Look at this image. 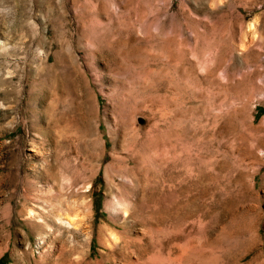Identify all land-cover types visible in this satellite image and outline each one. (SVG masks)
Masks as SVG:
<instances>
[{
	"label": "rangeland",
	"instance_id": "obj_1",
	"mask_svg": "<svg viewBox=\"0 0 264 264\" xmlns=\"http://www.w3.org/2000/svg\"><path fill=\"white\" fill-rule=\"evenodd\" d=\"M0 264H264V0H0Z\"/></svg>",
	"mask_w": 264,
	"mask_h": 264
}]
</instances>
